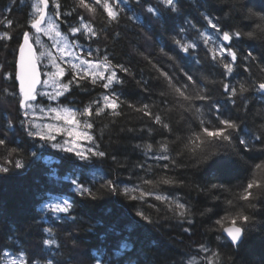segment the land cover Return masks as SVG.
I'll list each match as a JSON object with an SVG mask.
<instances>
[{"label": "trees", "instance_id": "obj_1", "mask_svg": "<svg viewBox=\"0 0 264 264\" xmlns=\"http://www.w3.org/2000/svg\"><path fill=\"white\" fill-rule=\"evenodd\" d=\"M35 1L24 0V3H21L17 0L13 5L11 0H0V20L7 17L14 22L11 29L0 24V35L9 32L12 36V39L0 40V66H3V71H0V123L9 118L14 120L17 117L15 103L4 91L5 89L11 91L13 81L4 79L3 72H16L17 46L18 42L22 43L19 35L31 23V15L34 12L32 6L35 5ZM53 2L60 3L61 12L72 13L71 16L61 18L64 21L61 24L63 33L68 34L69 24L83 29V22L79 21L77 13L84 15L85 20L96 29L98 35L90 40L80 37L79 34L76 37L71 36L72 39H78L83 46L80 48L83 56L91 61L99 62L104 52L107 51L113 64H124L134 73L133 76H129L117 69L118 76L125 81L123 85L115 86L121 99L126 101L117 109L121 112L120 116L112 115L111 110H106L99 116L95 115V110L103 104V95L109 91L99 87V82L93 86L85 80L83 86L89 91H81L80 88L73 86L71 91L60 98L63 106L76 110L77 117L82 123L85 119L93 123L91 134L96 135L97 139L101 140V147L106 149L110 155L117 156L118 160L113 162L111 159H105L87 165L80 161L70 160L64 154L51 148H37L35 149L37 156L31 157L28 155L29 139L22 133L17 134L15 137L17 143L13 146L18 144L25 149L26 167L22 174L0 176V259L7 251L17 256L24 255L29 261L46 260L49 258L48 246L40 241L47 238V234L42 232V228L52 227L56 232L58 243L61 244L59 251L64 253L61 259H67L69 255H73L82 264H190L192 261L201 264L200 256L196 254L198 244L207 241L211 247H216L215 237L219 233L208 232L207 229L212 227L215 219L229 215L225 208L230 206L224 201L232 197L227 192L221 195L216 189L207 193L199 189L205 185L210 187L213 183H223L225 187L230 188L238 182L237 178L243 179L248 173L244 169L228 165L202 166L201 170L191 167L180 168L176 175L185 179L187 185L185 187L167 185L153 187L143 185L136 178L133 165L144 160L142 151L135 148L136 144L152 143L155 147L159 142L167 141L170 152L174 155L183 154L177 155L178 161L184 160V157L188 155L184 143L176 139L177 137L183 139L189 135L188 114L185 113L183 107L174 102L171 96L164 98V103H162V98L159 96L162 89L158 87L160 81L153 78L156 73L148 64V60H151L156 67L171 70L172 62L160 52V49L163 48L169 54L176 55L180 63L190 70L203 85L207 86L209 93L225 105L226 115L245 118L248 128H258L264 120V97H261V94L257 93L251 85L253 82L257 85L264 82V54H262L264 47L256 40L234 41L238 48L237 65L243 63L249 69L245 72L244 67H237L229 81H225L235 84L238 89L237 97H235L237 105L234 108L223 99L227 94L223 92L220 83L223 79L220 74L221 70L213 67V64L205 59V49L198 48L190 59H184L185 54L179 52L171 41L173 36L181 38L178 33L181 27H187L185 23L187 20H191L201 31H214L205 28L206 21L201 16L202 12L221 17L222 26L233 22L231 17L224 20L225 14L230 13L231 0H180L182 14L177 16L165 12L162 17L164 29L155 25L146 13V7L155 5L156 0H142L141 5H132V10L127 11L119 27H109L106 13H101L100 10L96 13H89L79 8L78 0H50L47 9L50 14L53 12ZM244 2H249V0H244ZM252 5L259 10L264 7V0H252ZM8 7L12 8L10 13L5 11ZM129 17H139V19H129ZM252 27L255 28L256 25L253 24ZM149 29L153 35V41L146 43L142 35ZM195 40L203 43L202 38L194 29H188L183 34V43H192ZM97 48L100 50L99 53L95 52ZM89 50L93 51L92 56L86 55ZM248 50L254 52V55L259 58V63L241 60ZM145 57L148 59L146 60ZM197 58L200 59V64L195 63ZM71 75V67H68L63 80H67ZM143 80H148L151 92L142 91ZM237 80L250 88L243 94L248 100L246 108L241 104ZM98 99L101 104L96 103ZM127 103L135 107L128 108ZM144 103L152 105L150 110L154 114L162 115V119L173 128L172 134L161 129L159 125H154L151 117L144 116L135 110L136 107H142ZM197 103L204 102L198 101ZM45 104L50 103L44 100L41 105ZM84 108H91L93 116L81 117L77 110ZM193 119L195 123L192 127H195V124L199 123V118L193 117ZM149 128L153 129L151 133L148 132ZM127 129L136 131L128 132ZM140 129L144 131L140 132ZM149 162L155 165V162ZM260 162V159L255 161V163ZM185 163L188 161L185 160ZM53 170H55V176L52 175ZM253 171L258 177L264 176V170L253 169ZM130 173H132V179H129ZM117 175L129 187L134 183H141L144 191L157 195H168L170 201L179 197L180 202H191V210L195 214L191 238L188 233L182 232L181 226L176 223L175 219H163L166 214L171 215L168 202L156 201L154 196L146 197V204L115 196L101 200H87L73 191L74 186L70 180L64 179L66 176L79 177L81 182L92 183L99 181L101 177L108 179ZM149 175L159 179L160 169L153 167ZM235 191L238 193L240 190ZM217 196L220 197L219 200L215 199ZM52 197L69 198L70 201H75L74 212L78 217L75 224L71 221L59 223L50 213L46 216L39 210L43 204L49 203ZM243 203V201L233 200L236 211L243 210L240 207ZM147 204L156 205L160 212L156 213L155 209L148 207ZM141 206L143 210L153 215V219L157 221L156 224L149 225L135 216L136 207ZM207 208H212V212L201 215ZM172 209L178 211L174 203ZM247 212L250 213L251 209ZM259 215L264 219V213ZM73 228L76 229L79 243V248L76 250L64 247L63 233ZM89 228L92 230L89 231ZM13 235L18 236V245L6 243L7 237ZM123 244H127L128 247L122 249ZM21 248L25 251L21 252ZM52 251L58 250L53 247ZM117 252L122 254L117 256ZM234 258L237 264H264V224L258 225L257 229L248 235L246 242L238 249Z\"/></svg>", "mask_w": 264, "mask_h": 264}, {"label": "snow or ice", "instance_id": "obj_2", "mask_svg": "<svg viewBox=\"0 0 264 264\" xmlns=\"http://www.w3.org/2000/svg\"><path fill=\"white\" fill-rule=\"evenodd\" d=\"M17 0H11L15 5ZM24 3V0H20ZM50 0H37V3L32 6L34 12L31 15V23L27 25L26 30L22 31L19 35L17 52L19 54L20 68L19 73L16 72H3V78L13 81L11 91L5 89L9 97H11L16 106L17 117L13 120L11 118L0 123V176L8 177L12 175L22 174L26 167L25 149L17 146L15 137L17 134L22 133L29 139L30 148L28 155L31 157L37 156L35 149H55L73 161H80L83 164L91 165L96 161L111 159L117 162L118 158L115 155H110L106 149L101 147V140L97 139L96 135L90 134L89 131L93 129V123L88 119L83 121V129H80V121L77 119V113L71 111L69 108L62 106L61 97L71 91V87H78L81 91H89L87 87L83 86V81L87 80L91 85L96 86L99 82V87L109 90L107 94L103 95L102 106L95 110V115L99 116L106 110H111V114L120 116L121 112L117 111L121 104L126 101L121 99L120 95L116 92L115 86L123 85L125 81L118 76L119 72L126 75L133 76L134 73L130 68L124 64H113L109 59L107 51L104 52L102 60L94 62L89 59H82L78 50L83 46L78 42V39L69 40V36L80 37L90 40L92 37L98 35L86 20L84 15L77 13L79 21L83 22V29L79 26L73 27L68 25V36L63 37V43H57L56 46L61 48V51L67 50L68 56L71 58L67 61L71 65L72 75L63 80L66 75L65 69L60 63L56 61L63 60V57L52 58V68L45 63V57H51V52L40 53V63L43 65L41 70L37 69L36 52L33 50L32 42L36 44L41 43V34L49 35L53 28L56 30V36H60L61 24H63L62 17L71 16L72 13H63L60 11L61 5L59 2L52 3V15L55 17L54 21H49L47 18V9ZM142 0H78L79 8L86 10L89 13H96L98 10L101 13H106V20L109 22V27H119L122 19L127 15V11L132 10V5H141ZM6 12H11L12 8L5 9ZM165 12L175 14L177 16L182 14L180 0H156L155 5L146 7V13L153 20L155 25L164 29V21L162 17ZM201 16L206 21L205 28L214 31H201L200 28L191 21L187 20L185 23L187 27H181L178 35L171 37L172 44L176 46L179 52L185 54L184 59H190L198 48L205 49V59H208L213 67L221 70L223 79L220 81L223 92L227 95L223 97L234 108L237 105L235 97H237L238 89L235 84H231L229 78L233 76L237 67H244V71L249 69L245 64L237 65L238 48L234 41L241 40H256L262 47H264V7L257 10L252 5V0L244 2V0H231L230 13H226L224 20L232 18L233 22L222 26L221 17L213 16L207 12H202ZM139 19V17H129V19ZM13 20L5 17L0 20V24H4L7 29L13 27ZM256 27L253 28L252 25ZM143 27V26H141ZM188 29H194L198 36L202 38L203 43L195 40L192 43H183V34ZM12 39L9 32L0 35V40ZM142 39L146 43L153 41L151 30L143 32ZM29 50L30 60L28 66L25 65V49ZM99 53V48L95 49ZM169 61H171V70L156 67L148 60V64L154 69L156 75L153 77L160 81L158 87L162 90L159 96L164 98L169 96L174 98V102L184 108L187 115L188 132L189 135L180 139L184 143L185 148L188 150V155L184 160L177 159V154L174 155L169 151L168 142L161 141L155 147L152 143L136 144L135 148L140 149L144 156L143 162H137L133 165V170L136 173V178L143 185H167L171 187H185L186 181L179 178L176 172L180 168H195L201 170L202 166H235L244 169L248 175L243 179L237 178L238 182L233 184L230 188L221 184H211L210 187L205 185L200 188L201 192H211L216 189L221 195L225 192L229 193L232 198L226 199L224 203L230 207H226L225 211L229 215L215 219L212 227L207 229L208 232L219 233L215 237L216 247L213 248L207 241L198 244L197 255L200 256L201 264H237L234 258L240 247L246 242L248 235L257 229L258 225L264 224V219L259 214L264 213V176L258 177L253 169L264 170V120L261 121L258 128H248L246 119L242 117H233L226 115L225 105L218 101L216 97L211 95L207 90V86L203 85L197 77L193 75L190 70H187L176 55H171L163 48L160 49ZM264 54V53H262ZM87 56H92L93 51L89 50ZM147 60L148 58L145 57ZM244 62L256 61L259 63V58L254 55V52L248 50L244 56L241 57ZM72 61H76L73 63ZM196 64H200L199 58L195 60ZM0 71H3V66H0ZM107 72V75H105ZM48 77V79L41 80V75ZM59 77L60 80L51 85L54 91H45L49 87V79ZM182 77V78H181ZM19 84H16V81ZM239 94L241 97V104L246 108L248 100L243 96L244 93L250 90L244 83L239 80ZM257 93L264 97V82L258 85L254 82L251 85ZM142 91L151 92L148 80H143ZM52 101L55 106L45 104L48 112L51 115L50 122L36 123L35 120L30 119V116L35 113L37 108L44 100ZM204 102L198 104L197 102ZM97 104H101L98 99ZM128 108L135 107L131 103H127ZM152 105L144 103L142 107H136L137 112L142 113L144 116L151 117L154 125H159L161 129L166 130L169 134L173 133V128L169 123L162 119V115L154 114L150 108ZM238 111L240 109H237ZM43 112V108H39ZM81 117H92L93 110L91 108H84L77 110ZM193 117L199 118V123H195ZM153 129L149 128L148 132L151 133ZM128 132H134V129H127ZM143 132L144 129H140ZM260 159V163H255ZM185 160L188 163H185ZM149 161L155 162V165ZM167 162V163H161ZM153 167L160 169L159 179L150 176ZM55 176V170L52 173ZM58 179V177H57ZM64 179L70 180L74 186L73 191L81 198L87 200H101L107 197H123L130 201L142 202L146 204V197L154 196L156 201L168 202V208L171 215H165L164 220L175 219L176 223L181 226L184 233L191 234L193 232L192 225L195 221L193 219L194 213L192 212L191 202H180V198L176 197L174 201H170L168 195H157L150 191H144L141 183H134L131 187L125 185L119 179V176L114 178L105 179L100 178L99 181L92 183L81 182L79 177L72 178L66 176ZM129 179H132V173L129 174ZM230 183V182H229ZM239 189L237 193L235 190ZM257 190V191H254ZM134 193H139L138 195ZM175 195V194H172ZM219 196L215 199L219 200ZM59 200V202H56ZM233 200L243 201L240 205L243 209L236 211V206ZM175 204L174 211L172 204ZM148 207L154 208L156 213L160 209L154 204H147ZM76 207L75 201H70L69 198H56L52 197V202L45 203L40 207V211L46 216L51 214L52 217L59 223L71 221L74 224L77 222L78 217L74 212ZM135 207V206H134ZM251 209V212H247ZM212 208H207L204 213H211ZM135 216L149 225L157 223L153 219V215L149 214L141 207H136ZM82 219V218H79ZM89 231L92 229L89 228ZM42 232L47 234V238L42 239L40 243L48 246L49 258L44 261L34 260L29 261L25 259L24 255H20L19 259L11 258L9 252L5 251L3 255L8 257L5 264H82L76 256L69 255L67 259H61L64 256L61 249V244L56 239V232L52 227L42 228ZM65 244L64 247L70 250L79 248L77 240L76 229L67 230L63 233ZM6 243L18 245L19 238L17 235L9 236ZM55 247L58 251H52ZM127 244L121 245V248H127ZM21 252L25 250L20 249ZM122 253L117 252L116 255L120 256ZM190 264H196L195 261Z\"/></svg>", "mask_w": 264, "mask_h": 264}, {"label": "rangeland", "instance_id": "obj_3", "mask_svg": "<svg viewBox=\"0 0 264 264\" xmlns=\"http://www.w3.org/2000/svg\"><path fill=\"white\" fill-rule=\"evenodd\" d=\"M36 3H37V0L35 1V4ZM47 14H48L47 18H48L49 21H54L55 20V17H53V15L50 14L48 11H47ZM68 35L69 34L63 33L61 31L60 36H56V30H55V28H53L52 32L49 35L46 36V35L41 34V38H40L41 39V43L40 44H36L35 42H33L35 47L37 48V59H38V63L40 65L41 69L43 68V65L40 63V53L41 52H51L52 56L51 57H45L44 61H45L46 64H48V66L50 68H52V72H55V68L52 67V58H54V57H61V56L63 57V60L56 61V62L61 64V66L65 69V72H67V68L68 67H71V65L69 63H67V61L69 59H71L68 56L67 50H64L62 52L61 48L56 46L57 43L62 44L63 43V37L64 36H68ZM69 40H72L71 36H69ZM74 51H78L79 55H80V57L82 59H87L85 56L82 55L80 49L74 50ZM72 62L75 63L76 61H72ZM105 75H107V72H105ZM45 79H48V77L43 75V80H45ZM59 80H60L59 77H55L53 79H49V85L50 86L45 88V91H54L55 89L53 87H51V85L55 84ZM48 102L52 106H55L54 102H52V101H48ZM63 107L69 108L71 111L76 112V110H74V109H72L70 107H67V106H63ZM39 108H43L44 111L43 112L39 111ZM51 115L52 114H49V112H48V108L45 107V105H41L40 104L39 107L37 108V110L35 111V113L30 116V119L35 120L36 123H47V122H50ZM77 119H78V117H77ZM79 127H80L81 130H84L83 129V123L81 121H80V126ZM86 131H89V133L91 134L90 130H86ZM60 199H62V198H60ZM50 202H52V200ZM56 202H59V200H57ZM9 254H10L11 258L17 259V260L19 259L20 255L17 256V255L11 254V253H9ZM7 259H8V257L3 256V258L0 259V264H5V261ZM25 259L27 260V258H25Z\"/></svg>", "mask_w": 264, "mask_h": 264}, {"label": "water", "instance_id": "obj_4", "mask_svg": "<svg viewBox=\"0 0 264 264\" xmlns=\"http://www.w3.org/2000/svg\"><path fill=\"white\" fill-rule=\"evenodd\" d=\"M32 47H33V50L36 52V57H37V50H36V47H35V45L33 43H32ZM29 60H30V53H29V50L26 48L25 49V65H26V67L28 66ZM35 62L37 64V69L41 70L40 66H39V63H38V59H36ZM20 71H21V68H20L19 54H17L16 73H19ZM41 80H43L42 75H41ZM16 82H17V85H18L19 81L17 80Z\"/></svg>", "mask_w": 264, "mask_h": 264}, {"label": "bare ground", "instance_id": "obj_5", "mask_svg": "<svg viewBox=\"0 0 264 264\" xmlns=\"http://www.w3.org/2000/svg\"><path fill=\"white\" fill-rule=\"evenodd\" d=\"M40 66V65H39ZM40 69H41V67H40ZM42 77H43V74H42Z\"/></svg>", "mask_w": 264, "mask_h": 264}]
</instances>
